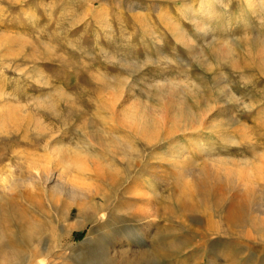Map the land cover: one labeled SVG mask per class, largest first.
<instances>
[{"label":"rangeland","instance_id":"rangeland-1","mask_svg":"<svg viewBox=\"0 0 264 264\" xmlns=\"http://www.w3.org/2000/svg\"><path fill=\"white\" fill-rule=\"evenodd\" d=\"M263 55L264 0H0V264H264Z\"/></svg>","mask_w":264,"mask_h":264},{"label":"bare ground","instance_id":"bare-ground-1","mask_svg":"<svg viewBox=\"0 0 264 264\" xmlns=\"http://www.w3.org/2000/svg\"><path fill=\"white\" fill-rule=\"evenodd\" d=\"M206 1V0H205ZM246 2H247V4H248V6H250V8L252 7V8H260V7H262V5H263V0H246ZM207 3V2H206ZM208 5V4H207ZM188 10V9H187ZM192 10V9H191ZM189 11V10H188ZM201 11V10H200ZM192 12V11H191ZM192 16V15H191ZM194 16V15H193ZM183 32H181V30H177V28H176V30H175V33H174V36L176 37V38H178L179 40H182L183 38H184V36H183V34H182ZM177 40V39H176ZM262 58H264V55L262 56ZM131 120H132V124H134L135 126H134V128L137 130V131H139V132H146L147 130H150V129H152V128H156L155 127V125L157 124V121H155L154 119H152L151 117H148V116H146V115H144V114H134L133 116H132V118H131ZM163 122V121H162ZM147 135V134H146ZM146 138V137H145ZM149 140V139H148ZM150 141V140H149ZM180 144V143H179ZM180 146V145H179ZM178 147V146H177ZM176 147V148H177ZM174 148H175V146H174ZM178 149V148H177ZM60 151V150H59ZM173 151V150H172ZM176 151V150H175ZM174 151V152H175ZM63 152V151H62ZM100 154V153H99ZM30 155V153H26L24 156H23V154H22V156H23V158L24 157H27L28 158V156ZM30 157V156H29ZM31 159V158H30ZM108 159V158H107ZM168 159V158H167ZM184 160H187V159H184ZM87 161V160H86ZM106 166H108V165H106ZM177 167H178V165H177ZM95 168V167H94ZM96 168H98V166H96ZM95 168V169H96ZM108 168H110L109 166H108ZM176 169V168H175ZM107 170V169H106ZM29 172V174H30V178H32V177H35V178H40V175H39V173H36V172H33V170H28ZM88 173H90V172H95L96 173V170H94L93 168L92 169H89L88 168ZM99 173H101V172H99ZM49 173L46 171L45 172V176L47 177V179L46 180H49V182L51 183V184H53V188L55 189V190H57V191H60L61 190V187H60V185L61 184H63V182L61 181V179H60V177H59V175H48ZM98 174V173H97ZM96 174V175H97ZM15 181H16V179H14ZM17 182V181H16ZM20 182V181H19ZM22 183V182H21ZM64 183H66V185L68 186V187H70V189H72L74 186L70 183V182H68V181H66V182H64ZM14 184V183H13ZM18 184V183H17ZM19 185H21V184H19ZM72 187V188H71ZM11 188H12V186L11 185H2V184H0V191L2 192V193H5V194H8L9 195V197L10 198H14L15 196H13L12 194H9L10 192L9 191H11ZM23 188V187H22ZM20 189V188H19ZM69 189V188H68ZM153 189V188H152ZM67 191V190H66ZM72 191H73V189H72ZM72 191H71V193H72ZM156 191V190H155ZM7 192H9V193H7ZM153 192V191H152ZM222 192H223V190H222ZM59 193H61V192H59ZM155 194V193H154ZM17 197L19 196L20 198H23V199H25V198H28V196H29V194L27 193V192H25V191H21V192H18L17 193V195H16ZM74 197V196H73ZM28 200V199H27ZM82 200H83V198H82ZM108 207V206H107ZM102 208H103V210H105V208H106V204L104 203V204H102ZM103 216H105V213H103ZM3 222V221H2ZM1 225V224H0ZM30 232V231H29ZM27 234H28V232H27ZM1 239V238H0ZM2 246H3V244H2ZM0 248H1V245H0ZM2 248H4V247H2ZM44 260V259H43Z\"/></svg>","mask_w":264,"mask_h":264}]
</instances>
